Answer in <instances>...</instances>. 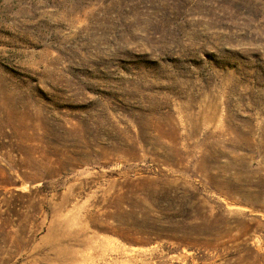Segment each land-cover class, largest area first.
Segmentation results:
<instances>
[{
	"label": "rangeland",
	"instance_id": "374dc122",
	"mask_svg": "<svg viewBox=\"0 0 264 264\" xmlns=\"http://www.w3.org/2000/svg\"><path fill=\"white\" fill-rule=\"evenodd\" d=\"M0 264H264V0H0Z\"/></svg>",
	"mask_w": 264,
	"mask_h": 264
}]
</instances>
